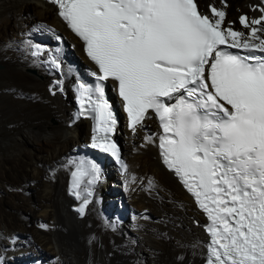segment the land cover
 I'll return each mask as SVG.
<instances>
[{
  "label": "snow or ice",
  "instance_id": "snow-or-ice-1",
  "mask_svg": "<svg viewBox=\"0 0 264 264\" xmlns=\"http://www.w3.org/2000/svg\"><path fill=\"white\" fill-rule=\"evenodd\" d=\"M52 2L98 68L96 83L77 89V116L94 121L91 147L127 171L111 139L118 120L103 83L111 79L129 128L150 111L158 118L162 161L209 221L206 264H264V8L239 17L245 33L223 26L222 8L201 12L196 0ZM32 47L35 57L44 51ZM51 64L60 67L55 57ZM89 163L91 184L99 166ZM89 174L77 167L73 188Z\"/></svg>",
  "mask_w": 264,
  "mask_h": 264
},
{
  "label": "bare ground",
  "instance_id": "bare-ground-1",
  "mask_svg": "<svg viewBox=\"0 0 264 264\" xmlns=\"http://www.w3.org/2000/svg\"><path fill=\"white\" fill-rule=\"evenodd\" d=\"M210 2L225 11L224 27L245 33L239 17L258 18L264 8L259 0ZM25 12L29 27L22 21ZM58 34L67 87L92 69L78 37L42 0H0V264H203L205 219L162 167L159 130L150 116L133 131L117 112L121 124L112 137L124 145L127 171L117 175L94 156L98 178L89 184L90 170L79 189L85 183L90 190L89 196L80 193L88 201L85 214L77 218L68 209L80 200L70 199L66 188L71 167L83 155L88 122L68 127L72 95L67 88L63 95L50 94L51 78L59 77L45 72L40 57L29 56L32 43L51 42ZM105 91L116 105L111 82Z\"/></svg>",
  "mask_w": 264,
  "mask_h": 264
},
{
  "label": "rangeland",
  "instance_id": "rangeland-1",
  "mask_svg": "<svg viewBox=\"0 0 264 264\" xmlns=\"http://www.w3.org/2000/svg\"><path fill=\"white\" fill-rule=\"evenodd\" d=\"M197 1H198V0H197ZM210 1L215 2V0H209V1H207L208 3L205 2L204 4L201 5V4L198 2V4H199V6L202 7V8H205L204 6H205L206 4H207V5L211 4V5H214L215 7L217 6L215 3H212V2H210ZM24 9H25V11H26V8H24ZM22 21H23V24L27 25L28 27L30 26V25H29V24H30V17L26 14V12H25V15H23V20H22ZM58 32H62V31H58ZM34 33H35V32H34ZM34 33H32V34H34ZM52 33H53V32H52ZM52 33H51V34H52ZM62 33H63V32H62ZM49 34H50V33H49ZM63 34H64V33H63ZM38 36H39V35H34V38H35V37H38ZM64 37L66 38V35H65V34H64ZM88 67H89V66H88ZM78 75H79V74H78ZM73 79H74V77L71 78L70 81H72ZM108 92H109V91H108ZM108 94H109V93H108ZM68 120H69V119H68ZM50 122H51L52 124H54V125L56 124V120H55V119H51ZM119 124H121V122H119L118 125H119ZM117 136H118V135H116V138H117ZM67 141H68V140H65V143H67ZM117 141H118V143H119V145H120V148H121V151H122V153H123V151H124V149H123L124 145H122L123 143H122V141L120 140L119 136H118V140H117ZM8 156H9V155H8ZM170 228H171V227H170ZM170 228H169V229H170ZM171 230H172V229H171ZM172 231H176V230H172Z\"/></svg>",
  "mask_w": 264,
  "mask_h": 264
},
{
  "label": "trees",
  "instance_id": "trees-1",
  "mask_svg": "<svg viewBox=\"0 0 264 264\" xmlns=\"http://www.w3.org/2000/svg\"><path fill=\"white\" fill-rule=\"evenodd\" d=\"M58 36H59V37H62L61 34H58ZM115 142H116V141H115ZM116 144H117L118 146H120L118 142H116Z\"/></svg>",
  "mask_w": 264,
  "mask_h": 264
},
{
  "label": "water",
  "instance_id": "water-1",
  "mask_svg": "<svg viewBox=\"0 0 264 264\" xmlns=\"http://www.w3.org/2000/svg\"><path fill=\"white\" fill-rule=\"evenodd\" d=\"M113 139H114V141H116V138L115 137H113ZM117 142V141H116Z\"/></svg>",
  "mask_w": 264,
  "mask_h": 264
}]
</instances>
